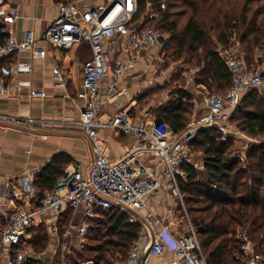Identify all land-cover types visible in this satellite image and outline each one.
Instances as JSON below:
<instances>
[{
    "label": "built area",
    "instance_id": "1",
    "mask_svg": "<svg viewBox=\"0 0 264 264\" xmlns=\"http://www.w3.org/2000/svg\"><path fill=\"white\" fill-rule=\"evenodd\" d=\"M5 4L8 3L0 0V6ZM162 8H166L165 3ZM138 10L139 0L59 2V13L51 21L44 39L63 49L81 43L91 46L92 56L84 63L78 92L85 104L75 123L89 138L93 159L86 169L80 165L67 168L55 187L45 191L35 186L42 169L17 179L0 178V249L5 247L7 250L5 264H21L31 257L21 248L36 227L49 225L58 247L68 251L73 244H82L87 239L91 221L100 216L101 210L112 209L128 212L130 222L139 221L143 225L126 260L119 264H137L146 252L142 264H150L149 256H158L166 248L172 249L174 255L164 264H208L180 185L187 176L186 165L196 166L191 142L198 129L210 126H218L224 133L223 140H226L231 132L232 113L240 103L242 93L264 87V79L261 72L249 69L239 50L221 47L220 53L233 74L232 87L224 93L208 92L206 104L209 112L190 123L184 132L175 133L172 126L161 118L134 120L128 108H122L108 121L100 120L101 86L105 77H112L108 94L112 97L121 95L123 90L119 79L124 72L138 66L145 44L160 48L168 37L167 32L147 22L160 18V9L147 1L144 12L136 18ZM19 17L18 7L9 12L0 11V60L35 49L37 37L33 30L27 31L22 40L15 36L12 23ZM120 47L124 59L116 57ZM32 68L31 62L19 63L15 67L2 64L0 96L10 91L7 80L11 76L29 72ZM54 77L63 87L71 80L69 74L59 67L54 69ZM20 83L29 85L30 81L21 80ZM33 95L42 96L43 92L34 91ZM29 119L23 124H30ZM9 128L0 121V130ZM105 128L135 133L136 143L122 157L111 159L106 152V137L101 133ZM252 144L249 138L236 151V156L243 162ZM242 166L246 167L245 162ZM161 189L168 192L171 202H178L171 203L168 221L151 210L148 204L149 197ZM64 213H69L71 221L61 232L59 224ZM236 238L240 241V249L234 258L239 264H264V254L256 249L245 231H237Z\"/></svg>",
    "mask_w": 264,
    "mask_h": 264
},
{
    "label": "trees",
    "instance_id": "2",
    "mask_svg": "<svg viewBox=\"0 0 264 264\" xmlns=\"http://www.w3.org/2000/svg\"><path fill=\"white\" fill-rule=\"evenodd\" d=\"M147 1L162 12L160 18L147 22L168 33L162 47L164 58L195 68L197 84L223 93L232 87L233 74L220 49L232 48L236 42L253 71L257 51L264 50V0H139L136 18L144 12ZM178 75L171 79L178 84L174 86V97L154 112L175 133H182L195 106L186 90V78ZM262 76L264 79V73ZM231 123L252 137L262 138L248 148L246 167L235 154L240 144L236 136L228 134L223 140L220 128L203 127L191 142L192 148L199 147L204 152L203 168L187 164V176L180 183L208 264H239L234 258L240 249L236 238L239 230L245 231L264 254V93L256 88L249 90L234 109ZM71 162L62 154L53 157L35 186L40 191L54 188ZM68 218L69 213L62 215L61 227ZM129 218L128 212L101 210L100 216L92 219L87 234L93 243L71 250L64 260L58 253L51 261L29 257L21 264H83L89 260L94 264H119L126 260L143 228L141 222L132 223ZM47 241L48 232L40 228L26 244L40 251Z\"/></svg>",
    "mask_w": 264,
    "mask_h": 264
},
{
    "label": "crops",
    "instance_id": "3",
    "mask_svg": "<svg viewBox=\"0 0 264 264\" xmlns=\"http://www.w3.org/2000/svg\"><path fill=\"white\" fill-rule=\"evenodd\" d=\"M5 1L8 4L0 6V11L9 12L14 7L20 10V17L12 23L17 39H24L27 31L33 30L37 43L34 50H24L0 60V67L2 64L15 67L23 62H31L33 65L31 71L11 76L7 80L11 85L10 91L0 96V121L10 127L8 130H0V178L5 180L26 176L36 169H43L49 160L59 154L71 158L72 162L67 168L80 165L86 169L93 159L91 142L83 128L75 122L79 120L85 104V101L78 97V92L83 78L84 63L92 56L91 46L88 43H81L69 49H63L44 39L51 21L59 13L61 0ZM104 1L97 0L98 3ZM120 49L121 51L116 52V57L124 59L122 47ZM162 64L163 59L159 48L145 44L138 66L124 72L119 79V86L123 90L121 95L112 97L108 94L112 77L106 76L101 86L103 99L98 118L108 121L122 108L130 109L134 120L143 118L153 121L158 118L154 108L162 103L164 97L168 101L171 92L165 87L168 76ZM58 67L70 76L71 80L65 87L59 86L54 77V69ZM21 80H28L30 83L29 85L21 84ZM186 90L195 103L190 122H196L209 112L206 104L207 95L204 93L207 87L197 84L195 76H189ZM34 91L43 92V95H33ZM248 92L242 93L241 100ZM202 109L206 111L199 115ZM28 119L30 124H23ZM101 133L106 137V152L111 159L122 157L136 143L135 133L127 134L107 128L102 129ZM229 134L240 140L238 148H242L249 138L254 144L261 140L239 130L232 123ZM203 165L199 169H202ZM171 203L178 204L177 201L171 202L165 189L154 192L148 200L150 209L165 221H168L167 212ZM41 226H48L52 232L49 225ZM39 227L32 231V236L37 233ZM52 238L55 244L44 254L34 258L54 259L55 250L62 256L68 253L58 247L53 232ZM25 246L33 248L28 244ZM35 252L32 251L33 256ZM3 254L7 257L5 247L0 252V258ZM173 255V250L166 248L158 256H149L148 260L150 264H164L171 260ZM6 257L1 259L6 261Z\"/></svg>",
    "mask_w": 264,
    "mask_h": 264
},
{
    "label": "rangeland",
    "instance_id": "4",
    "mask_svg": "<svg viewBox=\"0 0 264 264\" xmlns=\"http://www.w3.org/2000/svg\"><path fill=\"white\" fill-rule=\"evenodd\" d=\"M162 47L163 46H161L160 48H159V50H160V54H161V57H162V59H163V64H162V67L166 70L165 72H166V76H168V80H167V82H166V89L167 90H170L171 92L169 93V97H168V99L170 100L172 97H174L172 94H173V92H174V86H176V85H178L176 82L175 83H172V80H171V78H173V76H175V75H181V76H183L184 78H186V86L188 85V77L189 76H196L197 74V70L195 69V68H193V67H190V66H188V65H186V64H184V63H182V62H179V61H176V62H170V61H167L165 58H164V56H163V54H162ZM233 48H234V50H239L240 52H241V56H243L244 58H245V53L241 50V45L238 43V42H236L235 43V45L233 46ZM253 71L254 72H261V73H264V50H259V51H257V54H256V56H255V60H254V62H253ZM190 67V68H189ZM182 70H186L185 72H184V74H182V73H180V72H182ZM195 70V71H194ZM192 71H194V72H192ZM178 75V77H180ZM171 81V82H170ZM183 83V82H182ZM179 84V85H183V84ZM168 85H170V87H168L167 88V86ZM214 90H217V89H213V90H209V89H207L206 91H204V93H205V95H207L208 94V92H210V91H214ZM257 90H258V88H257ZM260 93H262V92H264V87H261V88H259V90H258ZM167 102L168 101H166V97H164L163 98V100H162V103H160V105L158 104L155 108H154V111L155 110H157V108H159V107H163V106H165L166 104H167ZM144 103H142V105H143ZM155 104V103H154ZM194 106H195V103H194ZM197 107V106H196ZM206 111V109L205 110H200V113H199V115H201L202 113H204ZM155 113V112H154ZM192 118V117H191ZM191 120V119H190ZM190 120H189V122H188V125L190 124V123H192V121L190 122ZM233 124V123H232ZM212 127H217V128H219L218 126H212ZM222 131V130H221ZM255 138H257V139H262L261 137H255ZM192 152H193V157H194V163H195V165L196 166H199V167H197V168H200V166H202L203 165V163H204V152L199 148V147H193L192 148ZM195 166V167H196ZM70 221H71V218H68L67 220H66V222H64V224H63V227H61V223H60V230L62 229H64L65 228V226L68 224V223H70ZM40 228H43L44 229V231L46 230L47 232H48V241H47V245H46V247H44V249H42V250H40V251H37L36 249H33V248H31L30 246H25L24 247V250H25V252L27 251V253H28V255L29 256H33V253H32V251H36L37 252V254H36V252H35V255L33 256V257H37V256H39L40 254H44L46 251H47V249L48 248H50V247H52V245H54L53 244V238H52V232L50 231V229L48 228V226H42V227H40ZM40 228L38 229V231L40 230ZM37 231V232H38ZM93 243V240H91L90 238H87L82 244L81 243H79V244H73V246H71L70 248H68L67 250V252H70L71 250H73V249H78V250H80L84 245H86L87 243ZM2 251V249H0V252ZM58 252L59 251H56L55 250V255H57L58 254ZM5 255L3 254L2 255V257L1 258H3V259H5ZM0 258V264H5V260H3V259H1ZM64 258V256H62L61 255V259L62 260H64L63 259ZM2 260V261H1ZM51 261L52 259H45V261ZM93 263L94 264V261L93 260H89V261H84V263L83 264H85V263Z\"/></svg>",
    "mask_w": 264,
    "mask_h": 264
},
{
    "label": "water",
    "instance_id": "5",
    "mask_svg": "<svg viewBox=\"0 0 264 264\" xmlns=\"http://www.w3.org/2000/svg\"><path fill=\"white\" fill-rule=\"evenodd\" d=\"M147 253H148V252L145 253V255L143 256V258H141L137 264H142L144 258L147 256Z\"/></svg>",
    "mask_w": 264,
    "mask_h": 264
}]
</instances>
